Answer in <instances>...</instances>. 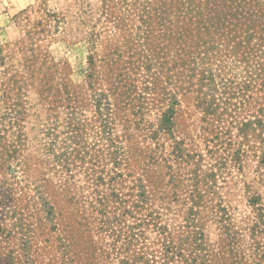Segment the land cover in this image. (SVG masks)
Listing matches in <instances>:
<instances>
[{"label": "rangeland", "instance_id": "374dc122", "mask_svg": "<svg viewBox=\"0 0 264 264\" xmlns=\"http://www.w3.org/2000/svg\"><path fill=\"white\" fill-rule=\"evenodd\" d=\"M0 264H264V0H0Z\"/></svg>", "mask_w": 264, "mask_h": 264}]
</instances>
